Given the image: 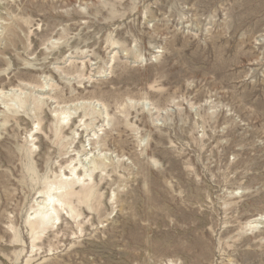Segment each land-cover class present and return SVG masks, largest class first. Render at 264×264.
<instances>
[{
  "label": "rangeland",
  "instance_id": "1",
  "mask_svg": "<svg viewBox=\"0 0 264 264\" xmlns=\"http://www.w3.org/2000/svg\"><path fill=\"white\" fill-rule=\"evenodd\" d=\"M0 264H264V0H0Z\"/></svg>",
  "mask_w": 264,
  "mask_h": 264
},
{
  "label": "bare ground",
  "instance_id": "2",
  "mask_svg": "<svg viewBox=\"0 0 264 264\" xmlns=\"http://www.w3.org/2000/svg\"><path fill=\"white\" fill-rule=\"evenodd\" d=\"M258 5V4H257ZM13 15V14H11ZM13 27V26H12ZM97 145V144H96ZM96 147V146H95ZM91 173V172H90ZM69 188V187H68ZM48 194V193H47ZM48 196V195H46ZM62 200H56L55 197H53L52 195H50L47 198V201L42 202L39 204V212L35 214V223L33 222L31 225L33 227H38V229L40 228H45L47 227L49 224H51V222L53 221V217L57 215L58 210H57V205L60 204ZM37 212V211H36ZM56 219H58V217H55ZM55 220V219H54ZM259 224V223H258ZM36 229V230H38ZM36 230H33L36 232ZM252 231V230H251ZM37 233V232H36Z\"/></svg>",
  "mask_w": 264,
  "mask_h": 264
}]
</instances>
